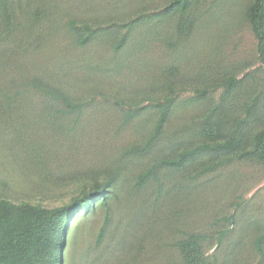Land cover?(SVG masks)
I'll use <instances>...</instances> for the list:
<instances>
[{
	"label": "rangeland",
	"instance_id": "1",
	"mask_svg": "<svg viewBox=\"0 0 264 264\" xmlns=\"http://www.w3.org/2000/svg\"><path fill=\"white\" fill-rule=\"evenodd\" d=\"M253 1L0 0V200L83 201L64 264H195L191 236L208 264H264V165L200 173L206 154L141 181L264 130Z\"/></svg>",
	"mask_w": 264,
	"mask_h": 264
},
{
	"label": "trees",
	"instance_id": "2",
	"mask_svg": "<svg viewBox=\"0 0 264 264\" xmlns=\"http://www.w3.org/2000/svg\"><path fill=\"white\" fill-rule=\"evenodd\" d=\"M184 7L185 2L182 4V8ZM248 19L258 39V50L264 62V0L253 1L249 7ZM86 42L87 39L81 41L82 44ZM66 99L65 97L67 104L71 105ZM167 117V112H163L154 138L160 134ZM244 139V135L235 131L227 142L202 143L181 152L175 158L161 160L141 177V181H146L160 167L181 170L206 154L211 155V160L200 164V173L214 171L234 159H245L264 165V130L251 138L250 145ZM223 153L228 156L226 159H221ZM96 196L104 198L105 191H98ZM95 201L88 198V203ZM84 206V202L80 201L47 209L29 204L18 206L10 200H0V264H64L71 223ZM102 236L103 230L100 238ZM199 238L191 236L178 242L177 246L190 263L196 264L200 260L202 264H208L200 252ZM221 240L222 238L219 239L220 243ZM262 241L263 237L258 240L260 251Z\"/></svg>",
	"mask_w": 264,
	"mask_h": 264
}]
</instances>
